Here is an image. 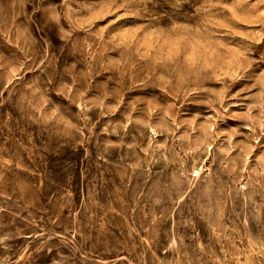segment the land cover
Returning a JSON list of instances; mask_svg holds the SVG:
<instances>
[{
	"label": "rangeland",
	"instance_id": "374dc122",
	"mask_svg": "<svg viewBox=\"0 0 264 264\" xmlns=\"http://www.w3.org/2000/svg\"><path fill=\"white\" fill-rule=\"evenodd\" d=\"M0 264H264V0H0Z\"/></svg>",
	"mask_w": 264,
	"mask_h": 264
},
{
	"label": "snow or ice",
	"instance_id": "6c2138e0",
	"mask_svg": "<svg viewBox=\"0 0 264 264\" xmlns=\"http://www.w3.org/2000/svg\"><path fill=\"white\" fill-rule=\"evenodd\" d=\"M103 19L106 23H110L111 25H114L116 28L120 27L121 18L116 13H112L110 17L105 16L103 17Z\"/></svg>",
	"mask_w": 264,
	"mask_h": 264
}]
</instances>
